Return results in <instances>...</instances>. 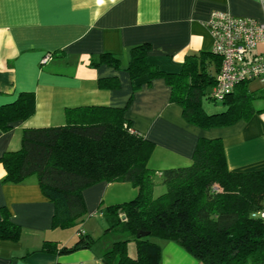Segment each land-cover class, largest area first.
<instances>
[{"label": "crops", "instance_id": "obj_1", "mask_svg": "<svg viewBox=\"0 0 264 264\" xmlns=\"http://www.w3.org/2000/svg\"><path fill=\"white\" fill-rule=\"evenodd\" d=\"M212 11L264 21L259 0H117L115 5L107 0H0V107L23 93H32L35 103L31 117L8 131L0 129V158L20 148L25 128L63 125L68 108L105 106L126 108L131 127L155 144L149 161L154 170L190 164L202 137L222 139L230 171L264 170V112L225 128L202 129L185 120L163 77L132 79L126 70L131 49L146 44L147 63L164 73H179L187 58L196 56L200 68L215 77L220 58L211 53L204 25ZM256 52L264 55V43ZM46 54L50 57L42 63ZM103 55L118 58L120 69L102 62ZM99 79H116V87L102 89ZM253 104L264 109V99ZM4 176L0 163V210L9 212L21 232L18 241L0 240V264H107L102 253L117 222L98 210L132 199L136 189L101 182L83 190L86 215L77 227L60 229L53 227L54 206L36 177L8 184ZM78 228L94 239L87 249L40 251L46 241L73 246ZM154 241L161 248L160 264L199 263L175 243ZM128 245L134 257L135 245Z\"/></svg>", "mask_w": 264, "mask_h": 264}, {"label": "trees", "instance_id": "obj_2", "mask_svg": "<svg viewBox=\"0 0 264 264\" xmlns=\"http://www.w3.org/2000/svg\"><path fill=\"white\" fill-rule=\"evenodd\" d=\"M148 51L146 44L132 48L126 70L132 79L163 77L171 89L170 100L181 106L188 123L202 129L225 128L264 112L253 104L264 99V88L250 91L252 81L214 100L210 93L216 76L206 73L202 64L200 68L198 57L189 56L179 73L169 74L147 63ZM101 61L120 69L114 56L103 55ZM115 80L99 79L98 87L115 88ZM204 95L222 102L225 110L207 114L202 108ZM125 110L68 108L63 125L23 129L20 148L0 158L3 182L19 184L36 177L54 206L53 227L60 229L77 227L86 215L83 190L101 182L131 185L137 190L132 199L98 210L117 222L102 253L107 264H160L161 248L154 240L175 243L200 264H264V170L230 171L219 137L199 138L190 164L154 170L149 161L155 144L131 127ZM34 111V95L21 94L0 107V129L10 130ZM156 176L165 188L158 196H154ZM0 212V240L18 241L20 227L5 208ZM140 231L149 235L138 238ZM77 236L71 247L46 241L40 251L71 253L87 249L94 241L80 228ZM129 241L135 244L134 257L127 252Z\"/></svg>", "mask_w": 264, "mask_h": 264}, {"label": "built area", "instance_id": "obj_3", "mask_svg": "<svg viewBox=\"0 0 264 264\" xmlns=\"http://www.w3.org/2000/svg\"><path fill=\"white\" fill-rule=\"evenodd\" d=\"M259 3L264 10V0ZM204 25L212 39L211 52L221 59L211 99L222 100L238 84L264 78V55L253 54L264 43V21L212 11ZM49 57L46 54L41 62Z\"/></svg>", "mask_w": 264, "mask_h": 264}, {"label": "rangeland", "instance_id": "obj_4", "mask_svg": "<svg viewBox=\"0 0 264 264\" xmlns=\"http://www.w3.org/2000/svg\"><path fill=\"white\" fill-rule=\"evenodd\" d=\"M262 87H264V79L255 80L249 84V89H251V90L255 89V88L260 89ZM201 100H202V108L205 110V112L207 114L218 113V112L224 111L226 108L225 105L222 104V102H220V101L214 102V101L208 99L207 95L202 96ZM154 183H155L154 196H158L165 191V188L161 184L160 178L157 176L154 178ZM111 219L113 220V218H111ZM113 236H114V233L110 237H113ZM151 240H154V239L151 238ZM128 244H127L128 246H130V245L134 246L135 245L133 241H129ZM135 252H136V250H135Z\"/></svg>", "mask_w": 264, "mask_h": 264}, {"label": "clouds", "instance_id": "obj_5", "mask_svg": "<svg viewBox=\"0 0 264 264\" xmlns=\"http://www.w3.org/2000/svg\"><path fill=\"white\" fill-rule=\"evenodd\" d=\"M106 0H96L97 4H103ZM107 2H110L111 4L115 5L117 3V0H107Z\"/></svg>", "mask_w": 264, "mask_h": 264}, {"label": "water", "instance_id": "obj_6", "mask_svg": "<svg viewBox=\"0 0 264 264\" xmlns=\"http://www.w3.org/2000/svg\"><path fill=\"white\" fill-rule=\"evenodd\" d=\"M148 235H149V232L140 231L136 236H137L138 238H140V237H146V236H148Z\"/></svg>", "mask_w": 264, "mask_h": 264}]
</instances>
